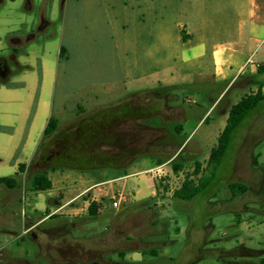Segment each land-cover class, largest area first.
Here are the masks:
<instances>
[{"label":"rangeland","instance_id":"1","mask_svg":"<svg viewBox=\"0 0 264 264\" xmlns=\"http://www.w3.org/2000/svg\"><path fill=\"white\" fill-rule=\"evenodd\" d=\"M246 9V0H0V177L14 176L19 164L28 166L20 177V189L0 188V258L35 259L39 251L30 240L31 233L38 241L56 245L57 239L27 226L28 217L38 221L47 207L54 217L45 218L40 228L72 224L66 229L69 241L81 250L90 249L98 255L96 258L104 254L106 261L259 262L261 255L257 253L264 256V103L241 125L211 185L191 202L172 197L185 176L194 174L196 161L202 164L204 175H209L207 161L226 125L230 107L243 96L257 92L259 83L264 84V73H257L258 66L254 74L239 79L228 89L227 83L199 82L185 90L182 96L187 98V113L188 106L194 111L184 124L190 138L181 157L185 162L179 160L184 164L182 171L175 174L169 164L167 176L157 179L165 208L155 210L152 206L148 210L141 204L140 198L151 197L154 190L151 174L128 180L140 186L142 195L135 203H122L118 208L113 207L114 185H102L103 190H112L97 198L101 206L96 218L88 214L93 191L90 198L85 193L68 206L69 212L57 211L56 202L81 189L69 182L65 190H59L63 183L58 184L54 174L63 173L61 170L49 172L56 182L53 194L29 190V181L40 166L33 168V157L52 115L65 130L77 115L85 116L139 91L158 88L154 75L157 71L187 68L182 64L181 43L172 41L166 45L165 34L174 40L179 27L187 24L190 28L201 26L210 45L230 42L236 39L246 19ZM245 31V60L264 63L263 24L253 34L249 27ZM62 46L67 49L63 59ZM182 99L169 106L182 105ZM216 99V106L208 114L209 122L198 126ZM158 135L160 132L151 133ZM145 159L150 157L136 159L127 169H139L138 164ZM77 172L79 182L84 184L82 191L87 185L86 176L92 184L124 175L113 168ZM236 182L246 184L249 191L231 200L228 185ZM141 241L157 243L153 248L159 256L154 257L152 245ZM130 249L143 251L134 255ZM121 251L125 258L120 257ZM40 262L44 260L40 258Z\"/></svg>","mask_w":264,"mask_h":264},{"label":"trees","instance_id":"2","mask_svg":"<svg viewBox=\"0 0 264 264\" xmlns=\"http://www.w3.org/2000/svg\"><path fill=\"white\" fill-rule=\"evenodd\" d=\"M66 54L67 49L62 46L60 58L63 59ZM257 73H264V64L259 65ZM191 87V85H159L153 90L139 91L108 108L92 111L85 116L77 115L65 130H61L60 120L52 116L33 157V168L39 165L42 168L37 167L39 170L29 181V190L37 193L52 189L53 183L49 178L51 171L86 172L113 168L120 169L125 174L128 166L142 157H150L159 165L170 163L173 172L180 173L184 164L179 160L185 148L182 132L188 117L185 107L187 98L182 95H185V90ZM263 89L264 84L259 83L257 92L243 96L239 102L230 107L226 126L207 161L209 175H204L202 164L196 161L194 174L185 176L181 187L173 193L174 199L191 202L211 185L215 179L216 169L222 164L241 125L250 113L264 103ZM181 98H183L182 105L169 106L177 103ZM164 114L169 118L164 117ZM207 120L209 116L205 122ZM154 132H160L161 135L151 136ZM27 168L26 164H19L18 172L14 176L0 177V188L8 191L20 189L22 187L20 177L25 174ZM228 188L231 191V200L249 191L246 184L237 182L230 183ZM152 201L154 200L149 199L141 204L149 210L153 206ZM100 206L95 201L89 204L88 214L91 218L99 216ZM50 215L47 209L38 221H35L34 217H28L27 226L33 227ZM152 225L156 226L153 222ZM178 231L180 232L179 229ZM10 233L15 235L14 231ZM20 238L18 244L21 245L23 236ZM150 252L154 256L157 254L153 249ZM119 255L125 258L124 252H120ZM257 264H264V256Z\"/></svg>","mask_w":264,"mask_h":264},{"label":"crops","instance_id":"3","mask_svg":"<svg viewBox=\"0 0 264 264\" xmlns=\"http://www.w3.org/2000/svg\"><path fill=\"white\" fill-rule=\"evenodd\" d=\"M246 3H247L246 19L241 22V25L238 29V35L236 39L233 41L225 42V43H212L210 45V41L206 36L207 34L205 33L204 29L201 28V26H198V28H190L187 26V24L179 27V30L177 31L178 34L174 40H172V36L170 34H165L163 38L164 41L166 42V45L167 43L168 45H170V42L172 41H175L176 43H181L180 52L182 55V64L187 68H185L184 71L182 70L178 71L175 70V68L157 71L154 74L157 79V85H162V86H173L178 84L194 85V84H199V82L206 84L207 83L213 84V85L216 83H227L226 89H228L232 84L236 83L239 79L245 78V76H247L248 74H254L255 67L257 66L259 67L261 62L252 63L250 62L249 59L245 60V55L243 54V50L247 43V39L245 37L246 36L245 29L246 27L251 28V33L253 34L257 31L258 26L260 24H263L264 26V0H246ZM206 65H208V68L206 67ZM3 85H7V84H3ZM218 99H216L215 101L212 100L213 105L208 111L205 112L204 117H202L199 120L198 126L201 124H207L209 122V120L205 122V119L208 117V114L211 112V110L216 106ZM187 108L188 110H190L188 111V114L194 112L191 111L193 108L192 106H188ZM182 138L185 139L184 140L185 144L190 138V136H186L185 130H183L182 132ZM169 164L170 163L159 165L157 161L152 158L145 159L138 164L139 169H136L134 171H130L129 169H127L124 175L100 183L93 182L92 184H90V177L86 176L87 185L84 187L83 191L81 189L84 184L82 182H79L80 179L79 176L76 174L77 171L65 170L62 171L63 173H55L54 176L56 179H58L57 183L58 184L63 183L61 184V186L59 185L60 187L58 186L59 190L62 191L65 190V188H67L66 183L69 182H72L70 186L72 187L78 186L81 189L79 190L78 193L74 195H70V197L68 196L69 198H65L64 200L59 201L58 203L56 202L54 206L59 212L60 211L62 213H64L63 211L69 212V210H67V207L70 206L77 199H79L81 196H83L85 193H88L87 196L90 198V191H93V197L91 196L92 197L91 202L95 201L101 205V203L98 201L97 198L103 196L104 193H108V191L112 190L110 188H106L103 190L101 188L102 185H114L113 188L114 190H116V192L114 193V196H112V201L113 202L118 201L119 206L122 203L128 204L131 201L135 203L136 198L142 195V191L137 183L129 184L128 180L135 175L151 174L155 182L154 190L151 193V197L147 199L144 198H140V199H142V202L147 201L149 199H153L154 201H152L153 203L152 205L155 210H157L159 206L165 208L166 207L165 203L161 202L159 198V196L160 197L162 196L161 194L162 189L159 188L161 185H158L157 178L154 175V171L162 170L167 175V170H168L167 168ZM50 180L52 181L51 178ZM52 183H53L52 189L45 192H49L50 194H53L56 188V182L52 181ZM164 190L167 191V188H164ZM37 193H41V192H37ZM47 209L48 208L46 207L44 210L46 211ZM45 221L42 220L37 224H41ZM39 243H44V242L39 241ZM127 243L129 244V242H126L125 244ZM141 243H144L146 245H152L151 249L153 250H154L153 247L157 245V243H153L151 241H141ZM34 245L37 246V244ZM129 251H131L132 254L137 255L143 250L130 249ZM257 255H261L262 257L263 253L260 252L257 253ZM44 256H45L44 252L42 254L40 253V255H38L39 261L40 258H42L45 263L46 260L44 259ZM158 256L159 253H157L156 256L154 257H158Z\"/></svg>","mask_w":264,"mask_h":264},{"label":"flooded vegetation","instance_id":"4","mask_svg":"<svg viewBox=\"0 0 264 264\" xmlns=\"http://www.w3.org/2000/svg\"><path fill=\"white\" fill-rule=\"evenodd\" d=\"M70 227H72V224L70 226L58 225L50 229L40 228V224L35 225L34 228L41 229L48 237L57 239L56 245H52L50 242L39 243V241L36 240L35 234L31 233L30 240L34 244H37L36 248L39 251L35 256V259L31 260L29 258L1 257L0 264H100V262H103V264H119L106 261L104 259V254L102 255L99 253V257L96 258L98 255L90 251V249H79V245L77 246L69 241V232L67 231ZM50 233H52V235H50ZM43 252L45 253V263H41L38 258V255ZM95 258L97 259L96 261Z\"/></svg>","mask_w":264,"mask_h":264},{"label":"built area","instance_id":"5","mask_svg":"<svg viewBox=\"0 0 264 264\" xmlns=\"http://www.w3.org/2000/svg\"><path fill=\"white\" fill-rule=\"evenodd\" d=\"M154 175L157 179L159 180H162L164 177H166L167 175L165 174L164 171L162 170H157V171H154ZM113 207L114 208H118L119 207V202L118 201H114L113 202Z\"/></svg>","mask_w":264,"mask_h":264}]
</instances>
